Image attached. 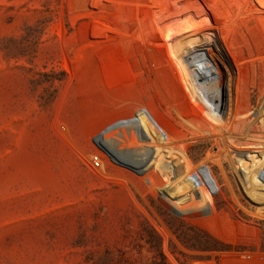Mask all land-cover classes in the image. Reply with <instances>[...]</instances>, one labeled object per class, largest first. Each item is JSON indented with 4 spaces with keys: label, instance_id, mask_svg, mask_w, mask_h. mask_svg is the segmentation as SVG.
<instances>
[{
    "label": "rangeland",
    "instance_id": "rangeland-1",
    "mask_svg": "<svg viewBox=\"0 0 264 264\" xmlns=\"http://www.w3.org/2000/svg\"><path fill=\"white\" fill-rule=\"evenodd\" d=\"M260 151L264 0H0V264H264Z\"/></svg>",
    "mask_w": 264,
    "mask_h": 264
},
{
    "label": "trees",
    "instance_id": "trees-1",
    "mask_svg": "<svg viewBox=\"0 0 264 264\" xmlns=\"http://www.w3.org/2000/svg\"><path fill=\"white\" fill-rule=\"evenodd\" d=\"M254 148H262V147L261 146H258V147L255 146ZM260 152L263 153V154L260 153V156L259 155H256V154L250 155L251 157H248L247 158V160L245 161V164L246 165H248V164H250V165L255 164L254 167H260V168L262 166H264V151H260ZM254 153H258V151H255ZM245 156H244V158H245ZM186 168H187L188 172L189 171L191 172V175L190 176L194 180V183H196L195 186L198 187L197 189H199L200 193L205 192V188L202 186L201 182L198 180L197 176L195 175V173L192 171V169L190 168V166L188 164H187ZM207 197H208L209 201H211V197H210L209 194L207 195ZM202 234L206 237L207 240H209V241H211L213 243L220 244L219 242L215 241L214 239H212L207 234H204L203 232H202ZM209 250H217V249L212 248V249H209Z\"/></svg>",
    "mask_w": 264,
    "mask_h": 264
},
{
    "label": "built area",
    "instance_id": "built-area-1",
    "mask_svg": "<svg viewBox=\"0 0 264 264\" xmlns=\"http://www.w3.org/2000/svg\"><path fill=\"white\" fill-rule=\"evenodd\" d=\"M91 162L94 164V167H101L103 166V161L102 158L98 155H94L91 158ZM261 177L258 179V185L260 187V189H262L263 193H264V166L261 167V171H260Z\"/></svg>",
    "mask_w": 264,
    "mask_h": 264
}]
</instances>
